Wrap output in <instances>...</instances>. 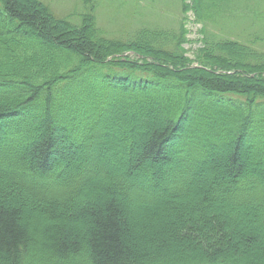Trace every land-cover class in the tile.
Segmentation results:
<instances>
[{
	"label": "trees",
	"instance_id": "trees-1",
	"mask_svg": "<svg viewBox=\"0 0 264 264\" xmlns=\"http://www.w3.org/2000/svg\"><path fill=\"white\" fill-rule=\"evenodd\" d=\"M112 1L0 0V264H264V0Z\"/></svg>",
	"mask_w": 264,
	"mask_h": 264
},
{
	"label": "rangeland",
	"instance_id": "rangeland-1",
	"mask_svg": "<svg viewBox=\"0 0 264 264\" xmlns=\"http://www.w3.org/2000/svg\"><path fill=\"white\" fill-rule=\"evenodd\" d=\"M44 1L53 11L54 14L58 16H65L68 14H79L83 11V1L86 0H42ZM114 2L119 3V9L116 8ZM165 0H160L154 9L147 5L144 2H140L139 5L137 3L132 2L131 0H121V1H112L110 2V6L115 7V14H133L131 10H135L138 14H148V19L150 20H157L158 23L174 26L176 21H180L181 19V12L178 0H167V2L160 6V4L164 3ZM109 5L107 4L102 12L95 13L100 14L98 19V24L101 28L105 30H113L118 29L119 26L127 27L128 25L124 24L119 18L116 20L109 21L107 16L104 14H108L109 12ZM154 6V5H153ZM111 14H114V11L110 10ZM185 18V26L187 30V42L184 45L185 55L191 59L194 56L196 49L201 45L200 44V27L201 24L195 21L193 14L189 11L186 13ZM203 27L206 29L207 32L215 31L214 25L205 22ZM226 151H222V155L225 154ZM143 177L140 175V178Z\"/></svg>",
	"mask_w": 264,
	"mask_h": 264
},
{
	"label": "bare ground",
	"instance_id": "bare-ground-1",
	"mask_svg": "<svg viewBox=\"0 0 264 264\" xmlns=\"http://www.w3.org/2000/svg\"><path fill=\"white\" fill-rule=\"evenodd\" d=\"M46 132V131H45ZM56 142H57V144H59L60 143V141L59 140H56ZM35 146V145H34ZM53 152H52V150H51V154H52Z\"/></svg>",
	"mask_w": 264,
	"mask_h": 264
}]
</instances>
